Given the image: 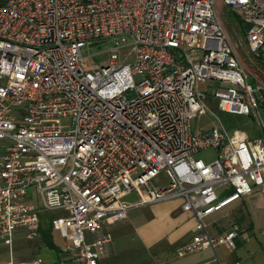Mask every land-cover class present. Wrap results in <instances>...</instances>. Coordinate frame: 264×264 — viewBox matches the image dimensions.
I'll use <instances>...</instances> for the list:
<instances>
[{
	"label": "built area",
	"instance_id": "2783aa9c",
	"mask_svg": "<svg viewBox=\"0 0 264 264\" xmlns=\"http://www.w3.org/2000/svg\"><path fill=\"white\" fill-rule=\"evenodd\" d=\"M220 1L240 17L249 65L216 0H0V237L11 244L17 227L35 236L41 211L59 210L50 223L68 233L71 262L99 264L107 226L180 197L196 224L176 253L211 247L196 264H222L217 245L235 247L238 226L213 236L205 217L264 190V0ZM101 39L114 41L108 63L87 70L82 49ZM122 46L131 62L119 60ZM208 80L223 85L200 89ZM206 95L262 132L219 120L195 130ZM208 149L211 160L196 156ZM162 170L169 182L156 187ZM138 185L146 197L128 202Z\"/></svg>",
	"mask_w": 264,
	"mask_h": 264
},
{
	"label": "crops",
	"instance_id": "0c3cea01",
	"mask_svg": "<svg viewBox=\"0 0 264 264\" xmlns=\"http://www.w3.org/2000/svg\"><path fill=\"white\" fill-rule=\"evenodd\" d=\"M129 195L125 196L126 200ZM127 201L134 203L137 200ZM181 204L180 197H173L130 209L127 218L107 226L112 233V241L99 264H118L119 252L136 241L145 249L153 248V255L149 250L143 252L148 257L151 254L157 258L159 264H196L210 260L214 255L211 247L176 253L178 247L191 241L196 224L194 214L184 210ZM215 212L204 219L211 235L218 236L231 226H238L235 247L228 248L221 243L217 245L221 263L264 264V190H256L231 202L218 215ZM226 214L230 218L227 219ZM47 217L49 221L45 229ZM52 217L41 211L38 234L32 237L27 235L28 229L17 227L11 244L7 241L9 248L12 246V253L7 260H0V264L9 259L20 264L37 257L42 260V264H73L70 260L68 233L53 229L50 223ZM218 219L221 224H213ZM5 239L0 237V240Z\"/></svg>",
	"mask_w": 264,
	"mask_h": 264
},
{
	"label": "rangeland",
	"instance_id": "374dc122",
	"mask_svg": "<svg viewBox=\"0 0 264 264\" xmlns=\"http://www.w3.org/2000/svg\"><path fill=\"white\" fill-rule=\"evenodd\" d=\"M216 5L218 8V12L220 18L230 35L231 40L237 44L238 52L244 62L249 65L248 61L244 59L245 52L243 47V39H244V26L240 23V17L232 8L226 6L220 0H216ZM94 45L87 44L82 49V54L84 56V67L87 70H95L99 69L101 66L107 64L110 58V50L114 46L113 39H101L95 40ZM118 58L121 62H131L133 60V55L131 53V49L128 46H122L119 48L117 52ZM223 85L221 82L216 80H208L205 83L199 84V88L202 90H207L208 88H213L216 86ZM206 105L208 106L209 111L204 113H199L195 117L192 118V126L195 130L202 129L206 130L215 125H218V120L223 123L225 128L232 132L233 129L240 128L246 131L250 136H256L260 132H262V124L258 121L254 116H243L238 114L229 113L223 111L219 108L217 99H214L210 95H206L204 98ZM213 113H211V112ZM262 116H264V109H262ZM197 157L204 159L205 161H209L215 157L214 151L211 149L200 151L196 154ZM154 185L156 187H161L163 185H167L169 182V177L165 171H160L153 179ZM229 189V186L227 187ZM146 197V192L143 186L138 185L127 197V200H142V198ZM135 209H138L135 208ZM140 209V207H139ZM223 209V208H222ZM215 212V215H218L220 211ZM44 215L48 214L49 216H54L60 214L59 210L53 211H42ZM226 218H230L228 214H226ZM49 218L44 222V228L48 227ZM213 224H221L220 219L216 220ZM208 227V225H207ZM209 230V227H208ZM7 240H0V260H7L9 255L12 253V246H8ZM129 245V244H128ZM153 248L145 249L142 247L140 243L131 242L130 246L121 250L118 254V264H159L157 258H154L151 253ZM143 250H149L150 257H148ZM144 254V256L142 255Z\"/></svg>",
	"mask_w": 264,
	"mask_h": 264
},
{
	"label": "trees",
	"instance_id": "16d2710c",
	"mask_svg": "<svg viewBox=\"0 0 264 264\" xmlns=\"http://www.w3.org/2000/svg\"><path fill=\"white\" fill-rule=\"evenodd\" d=\"M262 109H264V103H262ZM47 242H48V244H50L49 241H47Z\"/></svg>",
	"mask_w": 264,
	"mask_h": 264
},
{
	"label": "water",
	"instance_id": "95a60500",
	"mask_svg": "<svg viewBox=\"0 0 264 264\" xmlns=\"http://www.w3.org/2000/svg\"><path fill=\"white\" fill-rule=\"evenodd\" d=\"M94 44H95V42L90 43V45H94Z\"/></svg>",
	"mask_w": 264,
	"mask_h": 264
}]
</instances>
